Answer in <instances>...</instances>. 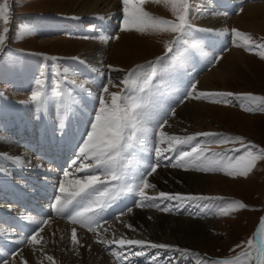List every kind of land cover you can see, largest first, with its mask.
Masks as SVG:
<instances>
[{"label":"rangeland","instance_id":"374dc122","mask_svg":"<svg viewBox=\"0 0 264 264\" xmlns=\"http://www.w3.org/2000/svg\"><path fill=\"white\" fill-rule=\"evenodd\" d=\"M227 1L190 0L192 6L190 22L193 25V31L190 33L188 43L180 45V51L174 55L173 53H166L165 46L174 38L175 34L164 30L163 26L158 29H148L142 33L135 31L122 32V9L115 12V15L106 16L104 20L110 24L106 26L107 30H100V27L94 23V20L92 21V16H73L69 9H62L56 0H8L10 8V31L7 34L5 44L0 47V52L3 50L0 53V137L12 136L11 134L6 135L7 128L11 123L16 124L15 119L17 117L15 116L17 114L24 117L33 127H39L43 121L44 123L52 122L53 126L58 127L59 119L63 116L65 127L72 128V125L77 123V120L75 118L73 119L72 115L74 114V116L78 117L86 113L80 107L81 103L84 102L83 96L86 95V92H81L79 88L72 85V79H77V83L87 79L85 85L88 89L87 93L89 94V91L91 93L94 92V97L89 104L87 103V107H85L87 113H92L98 108L97 96L103 95L101 89L104 86H108L110 92L119 91L118 88L109 85L108 81L110 77L115 83H119L120 79L137 65H145L148 62H157L156 73L153 77V85L155 86L153 91L160 97L169 92L174 94L179 91V87L172 86V83L170 85L169 81L173 77L179 76V74L184 75L186 73L185 68L190 67V65L186 67L190 61L195 62V65H197L195 68L198 70L193 76L191 75L193 78L187 76L186 82H188L187 85L195 82L197 91L231 92L264 96V58L260 55V52L264 51V49L254 48L253 51H247L246 45L248 42L244 40L238 41L240 46H234L233 40L235 37L232 34V30L236 29L250 36L251 43L254 45L264 44V32L258 34L257 32L255 33L232 26L223 27V30H225L223 33L227 34H220L221 32L219 31H206L212 29L210 27L212 26L211 23L213 20L218 21V23L221 22V25H223V23H229L232 19H235L241 12L242 3H262L264 0ZM2 2L3 0H0V3ZM119 3H121V0ZM148 3H154L155 8L148 7ZM140 7L155 18L173 21L176 19L172 13V4L168 0H145ZM2 26V22H0V27ZM21 26H27L31 34L17 39V34ZM128 33L134 37L133 40L128 42L130 50L129 61L131 60V62H128L126 67L113 64L108 58V54H106L108 52L107 48L111 43L119 40L120 35L123 36ZM116 36H119V39H111ZM101 37L105 39L102 41L100 39ZM55 38H60L61 40L56 43H41V41ZM75 41L91 43L102 49L95 50L93 51L94 53L89 52L91 53L89 54L85 49L82 50V43H76ZM193 41L198 43L197 48L191 47ZM216 41L220 44L218 47L213 45ZM233 49L243 54L241 59H246L245 65L243 66L237 63L235 69L231 72V78L224 85L216 82L210 90L201 89L199 82L202 76L217 67L223 57ZM52 57H55V60L51 59ZM214 57H221V59L215 64L210 63ZM109 65L113 69H120L121 71H114L108 67ZM41 71L44 73L42 77L40 76ZM190 72L192 73L191 69ZM37 78L41 79V83L45 85L49 96L48 109L46 108L45 113L44 111L39 113L41 115V119L39 120L36 119V115L38 114L36 105L30 101L31 92L36 88L35 80ZM57 84L73 100L65 101L66 106L70 105L66 110L60 108L61 106L59 104L53 107L54 103L57 102L54 96V86ZM184 87L186 88L183 85L181 89ZM179 94L182 93L180 92ZM178 95L175 96L176 101ZM191 102L193 104H203L207 107L203 110L202 118L195 124L189 123L183 129L179 128L183 132V134L180 133L181 137L187 134L192 135L205 131L217 132L229 136L243 137L246 142L255 144L257 146L256 150L264 148V111H246L237 101L226 105L203 98H188L183 103H176L177 105L173 107L176 111L181 106ZM259 104V101H244L245 106L256 107ZM12 106L13 108L17 107L19 109H15V112H12ZM31 108L34 110H31ZM19 110H22V112H17ZM5 113H7L6 116ZM172 118L173 115L170 119L172 120ZM18 120L20 121L22 118H18ZM13 127L9 129H18V127ZM45 127L43 126V129ZM179 129L173 126L168 127V130H171L170 132L172 133L178 132ZM85 130L86 126L83 128V133ZM39 132L41 131L39 130ZM29 133H34L33 129L30 128ZM212 140L213 138L197 136L189 144L177 143L174 146L185 151H190L197 141H199L200 147L207 155L211 156L212 153H220L221 157L224 156L227 149L239 147V145L233 144L213 143ZM243 152L244 149H240V152L235 153V155L238 156L243 154ZM24 154L27 156L26 152ZM228 155L232 156L233 153L228 152ZM217 159H220V157H217ZM154 160L152 158L151 163H154ZM225 160L226 157L221 160V163H224ZM28 161L30 162L32 160L28 158ZM4 164L5 162L0 161V165ZM166 164H168V161L160 164L161 166L158 168H170L168 171H181L180 173L184 174L194 173V175L201 177L219 178L218 180H212L210 182V191L208 194H196L218 198L201 201L199 203L211 207L210 214L212 216L209 214L204 217L195 214V216L189 215L185 205H182L184 206V212L177 209L176 211L180 212L175 217L171 214H162L168 217L169 215L172 216L170 218H190L193 221L197 219L198 221L209 224L207 225L209 239L207 238L204 241L192 244H182L179 242L180 245H184V248L191 250L193 253L191 259H182L180 264H194L197 258L196 254L214 261L234 260L237 255L247 250V241L252 240L253 242L256 225L264 215V160H257L255 166L247 176H229L226 174L228 171L227 168L221 171L204 173L196 170L185 171L181 168L168 167L165 166ZM10 171L13 172V170ZM153 189L157 191L156 188ZM149 191L152 192V188L151 190L150 188L147 190L148 194ZM185 194H192V192L186 190ZM1 195L2 189H0V197ZM156 202L159 203L160 201ZM164 202L167 203L166 201ZM236 202L243 203L247 207L239 208ZM230 204L234 205L233 209L224 213L222 208L228 207ZM160 206L163 207V204ZM147 208L141 207V209ZM189 208L190 211L194 209V207L190 206ZM149 209L153 210V213L160 211L157 207H149ZM160 212L164 213L162 211ZM121 223L123 222L121 221ZM237 245H240V247H237ZM164 251L168 252L161 250L160 256ZM175 254L172 253V256ZM123 264H128V261ZM252 264H254V261H252Z\"/></svg>","mask_w":264,"mask_h":264},{"label":"snow or ice","instance_id":"6c2138e0","mask_svg":"<svg viewBox=\"0 0 264 264\" xmlns=\"http://www.w3.org/2000/svg\"><path fill=\"white\" fill-rule=\"evenodd\" d=\"M145 0H121L122 4V32L135 31L138 33L145 32L148 29H158L162 26L164 30L174 33L175 36L166 44V53L180 51V45L187 44L190 33L193 31V25L190 22L191 4L190 0H168L172 4V13L176 17L173 20L158 19L153 17L147 11H144L140 5ZM243 9L241 8V11ZM104 19V17H100ZM0 47H2L7 39L10 31V8L8 0L0 3ZM206 31H214L208 29ZM31 31L27 26H21L17 34V39L24 35H30ZM235 39L234 46H240L239 40L247 43L246 50L253 51L254 48L264 49V44H252L251 37L236 29L232 30ZM89 38V37H86ZM102 41L104 37L100 38ZM111 39H119V36ZM192 48H197L198 43L193 41ZM264 58V51L260 52ZM51 59L55 60V57ZM221 57H214L210 63L215 64ZM157 62H148L145 65H137L133 70L129 71L120 79L119 83H115L111 77L109 85L116 87L119 91L110 92L108 86H104L101 91L103 95H98V108L92 114L87 122L86 130L81 134L77 141V150L74 159L71 160L72 171H65L64 181L58 182V195H55L54 202L50 204L51 209L57 214L71 221L73 224H79L95 231L106 222L105 217L109 208L114 204L126 200L128 197H139L134 200L132 206H126L125 211L131 212L133 207H157L160 211L168 212L174 205L165 203L164 201H175V206L191 204L199 209L195 215H207L205 211L207 205H201L197 202L208 201L218 198L184 194V193H165L160 192L159 196L164 200L159 203L154 197L146 194V189L155 188L154 184H150L148 177L157 171L161 161H168L165 166L173 168H181L185 171L196 170L199 172H215L228 169L227 175L247 176V174L255 166L257 160H264V148L257 149L252 142H246L243 137L229 136L217 132H201L184 137L169 135L165 132L164 126L168 124L171 115H175V108L169 105L163 107L159 101V96L153 91V77L156 73ZM114 71L111 65L108 66ZM44 75L41 71L40 76ZM87 79L77 83V79H72L71 84L80 89L81 92H87L85 87ZM36 88L31 92L30 101L36 105L38 114L36 119H41L39 114L46 109L49 96L45 85L41 83V79L35 80ZM66 95L60 89V85L54 86V96L59 105L66 110L70 105L65 104L63 97ZM70 98V97H69ZM210 99L212 102L230 104L233 101L240 103L244 110L249 112L264 111V96H254L252 94H238L231 92H204L197 91L196 83L193 82L186 86L182 94L178 95L177 103H183L186 99ZM216 98V99H212ZM244 101H259L256 107L245 106ZM65 120L63 116L59 119L57 134L61 137L65 135ZM213 138V143L239 145L238 148L227 149L224 156L220 153H212L207 155L200 147V142L185 151L176 148L175 144H189L196 137ZM244 149L243 154L238 156L235 153ZM256 150V151H254ZM228 152L233 153L232 156ZM148 153L156 158L155 163L142 165L143 154ZM168 153V155H165ZM220 157V159H217ZM226 157L224 163L221 160ZM11 159L14 162H22V158L10 157L0 154V159ZM79 161V163H77ZM37 168H43L42 164L36 165ZM76 173H83L78 176ZM71 176V179H67ZM147 201V203H145ZM163 204V207L160 205ZM239 208L247 207L245 204L236 202ZM234 205L222 208L224 213L232 210ZM121 212L120 215H123ZM189 215H194L188 212ZM37 229L33 230L27 239L33 244L40 242L43 237H39V231L42 230L43 224L47 220L35 221ZM95 226V227H94ZM128 227L135 231L132 225ZM107 231V229H105ZM99 235V233H98ZM258 235L264 237V217L261 218L260 229ZM72 243L78 244L76 229H72ZM100 243H106L99 240ZM115 243L120 246H135L129 248L121 247V259L127 260L128 264H133L128 257H145L146 264H180L181 259H191L193 253L187 248H181L177 245H169L164 243H156L152 241L120 238ZM248 249L242 254L237 255L234 260H210L208 258H197L194 264H264V242L254 246L252 240L247 241ZM240 247V245H237ZM255 248L253 253L252 249ZM149 249H163L170 253H176L177 256H169L167 259H161L160 253H154L148 256ZM115 255V253H113ZM48 261H53L52 256H47ZM7 264V262H2Z\"/></svg>","mask_w":264,"mask_h":264},{"label":"bare ground","instance_id":"6f19581e","mask_svg":"<svg viewBox=\"0 0 264 264\" xmlns=\"http://www.w3.org/2000/svg\"><path fill=\"white\" fill-rule=\"evenodd\" d=\"M56 1L59 2L62 9H69L70 13L73 14V16H92L93 17V18L91 17L92 21L94 20V23H96V25H98L100 28L101 27L106 28V26L110 24L109 22H106L104 19H101L100 17L105 18L108 15H115V12L120 11L122 9L121 3H119L120 0L119 1L118 0H56ZM237 1L238 0H236V2ZM148 7L155 8L154 3L153 4L150 3ZM242 7L243 10L239 13V15L235 19H232L229 23H223V25H221V22H219L220 23L219 25L218 21L213 20V22L211 23L212 26L210 25L211 26L210 28H212L214 32L217 31L221 32L220 34L225 32V30H223L224 26L239 27L243 30H249L255 33L257 32L258 34L264 32V2L254 3V4L242 3ZM223 34H227V33H223ZM133 39L134 37H132L130 33L123 36L120 35L119 40H116L114 43H111L108 46L107 48L108 52L106 54H108V58L111 60L113 64L126 67L127 63L131 62V60L129 61L130 50H129L128 42H130ZM59 40L61 39L55 38L52 40H44L43 42L41 41V43L44 42H46L47 44L51 42L56 43ZM77 42L83 44L82 50L85 49L87 53L93 52L98 49H102L99 46L91 43H86L81 41H77ZM218 43L219 42L216 41L214 42L213 45H216L218 47V45H220ZM242 57L243 54L241 52L236 51L235 49L229 51V53L223 57V59L220 61L217 67H215L209 73H206L202 76L199 82L200 88L203 90H210L213 88L212 85L216 82L220 85H224L226 81L231 78V72L233 69H235L237 63L243 66L245 65L246 59L242 60L241 59ZM189 65H190L189 68L187 69L185 68L186 73L184 75L179 74V76H175L169 81L170 85L172 83V86H176L177 88L179 87V91L175 92L174 94L169 92L168 94H164V96L161 95L162 97L159 96V101L163 107L167 108L169 105L175 107L177 105L175 96H177L180 92L183 93V91L185 90V87L182 89L181 87L183 85L187 86L188 83L186 82L187 76L190 77L191 75L193 76L195 72L198 70L197 68H195V66H197L195 65V62L190 61V63L186 65V67ZM190 69L192 73L190 72ZM87 92L86 95L83 96L84 102L81 103L82 106L80 105V107L83 108L84 112L86 113H83L82 116H78L79 118L77 116H74V114L72 115L73 119L75 118L77 122L81 124L82 129L87 125V122L90 120L92 114L94 113V111L92 113L90 112L87 113L86 110L87 103L89 104L91 99L94 97L93 95L94 92L91 93L89 91V94ZM65 96L68 98L69 101H73L72 98H69L68 95ZM58 104L59 102L57 101L56 103H54L53 107H55ZM205 107L207 106L203 104H196V103L193 104V102L188 104L186 103L184 106H181L178 110L175 111V115H173L172 120L170 119L172 115L169 117L168 124L165 125L163 130L167 132L169 135L181 136L180 133L183 134V132H181L180 129L186 127V124L188 125L189 123L195 124L198 120H200L202 118L203 110ZM15 108L16 110L19 109L17 107ZM46 108L48 109L47 106ZM31 110L34 109L31 108ZM43 111L45 113L46 109ZM17 112L21 113L22 110H19ZM21 118L24 119V117ZM30 124L31 123L27 122L28 128H26V130H24L25 127L24 128L21 127L18 133L16 132L15 133L8 132V134L6 133V135L11 134L12 136L5 138L0 137V154H5L6 156H10V157L19 156L22 158V162H14L13 160L6 158L0 159V161L5 162L4 165H0L1 186L3 185L5 187L14 186L13 180L15 179L10 178L12 173L18 172L25 175L27 173L24 171V169L27 170H30V168L38 169L36 167V165H38L37 162L35 163L30 158L29 152L26 151L25 149V144L27 141L30 140L34 142L40 141L42 136L40 135L38 129L39 127H33ZM14 125L16 124L15 123L9 124L7 129L13 127ZM43 126H49V129L52 132H56L57 128L53 126L52 122H48V123L45 122ZM170 126L180 129L178 130V132L172 133L170 132L171 130L170 131L168 130V127ZM30 128L33 129L34 133H29ZM18 138H21L22 140L21 143L17 140ZM25 152L27 153V156L24 154ZM165 155H168V153H165ZM27 157L30 158V160L32 161L29 162ZM152 158H154L155 159L154 161L156 162V158L154 154L149 155L148 153H144L142 165H147L151 163ZM164 162L166 161H161L160 164H163ZM169 169L162 167L157 168V171L153 173L149 177V179L147 178L150 184H154L156 186L155 188L157 189V191H155L152 188V192L149 191L148 194L147 193V190L149 189L148 188L145 190L146 194L148 196L154 197L156 201L164 200V198L158 196V193L160 192L185 194V191L187 190V191H191L192 194L194 195H196L197 193L208 194L210 191L209 189L210 182L212 180L219 179L213 177L212 178L201 177L198 175H194V173L184 174V173H180L181 171L180 172L168 171ZM10 170H13V172H11ZM49 171L53 173L58 172L51 169H49ZM65 171H72V169L69 168ZM62 174L64 177V173ZM81 174L83 175V173ZM76 175H80V173H76ZM65 179L66 178L64 177L62 181H64ZM67 179H71V176L68 177ZM0 189H2V187ZM166 202L171 204L173 203L174 205L168 212L161 213L159 211L160 212L159 213L157 211V213L154 212L155 213L154 214L153 210L149 209V207L147 209H141V207L140 208L133 207L131 212L125 211L123 215L102 224V226L97 228L95 231H85L75 225L68 224L67 221L57 220L55 218L46 219L47 223L43 224L42 230L39 231V237H43V239H41L40 242L37 244H33L29 240V242L25 244V246H23L20 250H18L6 262L7 264H116V262L112 258L110 252L111 250L108 249L114 247V249L116 250L117 248L122 247L114 242L119 240L120 238L140 239V240L152 241L156 243L177 245L182 248H184V245L182 246L180 245V243L192 244V243H199L200 241H204L207 238L209 239V233H208L209 230L207 229L208 228L207 225L209 224L198 221L197 219L193 221L190 218L189 219H183L180 217L170 218L172 216L175 217V215L177 216V214L180 212V211L177 212L176 211L177 209L183 211L184 206H175L176 205L175 201L172 202L166 201ZM162 214L164 215L171 214L172 216L169 215L168 217ZM121 221L123 223H121ZM128 225H132L133 228H135L136 230L132 231L128 227ZM73 228L76 229L77 239L79 241V243L75 245L72 243L71 240V233ZM105 229H107V231H105ZM255 231L256 232L254 234V241L256 242L255 244L257 245L259 230L257 229ZM99 240H104L106 241V243H100L98 242ZM123 247L134 248L135 246L124 245ZM161 250L163 249H149L147 254L150 253L153 255L154 253L157 252L160 253ZM49 255L53 257V261L47 260V256ZM141 261H143L144 264H146L145 259Z\"/></svg>","mask_w":264,"mask_h":264},{"label":"water","instance_id":"95a60500","mask_svg":"<svg viewBox=\"0 0 264 264\" xmlns=\"http://www.w3.org/2000/svg\"><path fill=\"white\" fill-rule=\"evenodd\" d=\"M10 4H11V3H10ZM11 6H12V5H11ZM11 6H10V7H11ZM2 51H3V50H2ZM2 51H1V52H2ZM1 52H0V53H1ZM262 217H264V216H262ZM262 217H261V218H262ZM261 218H260V221H259L258 225H260ZM258 225H257V226H258ZM260 243H262V238H261V236L258 237L257 245L260 244ZM253 245L256 246L255 241L253 242Z\"/></svg>","mask_w":264,"mask_h":264}]
</instances>
